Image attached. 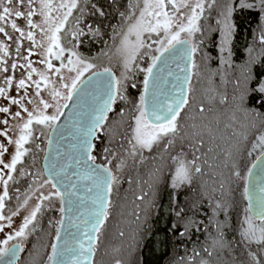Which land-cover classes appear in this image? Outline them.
I'll return each instance as SVG.
<instances>
[{
  "label": "snow or ice",
  "instance_id": "1",
  "mask_svg": "<svg viewBox=\"0 0 264 264\" xmlns=\"http://www.w3.org/2000/svg\"><path fill=\"white\" fill-rule=\"evenodd\" d=\"M244 11L258 12L256 38L264 45V0H125L120 27L112 29L114 42L119 36L117 73L110 66L100 70L98 57L78 50L84 37L102 36L99 26L84 23L89 13L106 15L94 0H0V233L12 229L13 218L28 209L0 240V264H16L24 241L46 211L59 213L48 223L54 242L47 264H95L110 197L120 183L116 173L129 161L152 163L156 166L150 174L158 178L159 165L167 158L175 167L172 187L191 184L195 175L203 174L202 157L213 151L211 146L204 151L205 137L228 141L229 159L242 147L249 156L258 152L247 176L235 164L232 174L245 181L242 195L249 202L237 243L245 246L247 264H264V77H255L253 61L243 65V79L236 80L230 101L219 98L220 105H228L227 112L216 109L211 94L197 103L191 83L201 72L197 54L207 61L209 73L216 74L210 68L213 57L201 53L212 33L219 36L221 65L232 66L234 18ZM17 71L19 76L14 75ZM113 116L119 119L113 121ZM113 123L123 129L121 151L104 147L105 163L98 164L94 141L110 135ZM114 140L110 136L109 145ZM40 152L43 169L33 172L28 160L34 164ZM253 169L260 179L250 191ZM22 180L27 185L23 192ZM13 199L16 207L9 210ZM228 208L226 201H216L213 216H227ZM225 223L215 224L213 251L204 249L209 257L231 247L224 239ZM201 264L209 262L202 259Z\"/></svg>",
  "mask_w": 264,
  "mask_h": 264
},
{
  "label": "trees",
  "instance_id": "2",
  "mask_svg": "<svg viewBox=\"0 0 264 264\" xmlns=\"http://www.w3.org/2000/svg\"><path fill=\"white\" fill-rule=\"evenodd\" d=\"M94 2L102 8L106 15L101 17L98 14L91 15L89 13L84 17V23L91 24L93 27L99 26L102 36L95 39L90 36L84 37L83 44L78 50L86 57H98L95 62L100 66V69L108 65L118 73L120 70V59L114 53L119 42V36H116L114 42L112 29L113 27L117 29L120 27L119 13L125 10V0H116L115 3H111V0H94ZM202 23L204 22L202 21ZM234 23L237 25V31L231 44V67L220 63L218 34H210V42L208 37H205V44L201 46V53L213 57L210 64L213 72L216 73L218 70L229 72L232 94L235 92L236 80L238 78L243 79L241 67L250 60L254 62L251 67L255 77H264V45H261L256 38L259 34L258 12L244 11L238 13L234 18ZM197 35L199 36V34ZM249 49H251V52H249ZM104 52H107L108 56L101 55ZM109 56H111V60H109ZM199 56L202 55L197 54V63L200 59L198 58ZM221 66L223 68L217 69ZM205 70L208 77L210 76L211 78L213 76L214 85L211 88L210 86L204 88L200 77H192L191 83L196 89L197 103L211 94L217 98L216 109L227 112L228 105H220L218 103L220 96L223 95V88H225L224 82L214 79L218 73L217 76L220 80L219 71L215 75H211L207 69ZM137 79L139 80V77ZM210 90L212 91L210 92ZM132 94L135 97L137 95L136 90H132ZM253 103H255V100H253ZM122 107L127 109V106L122 105ZM112 119L115 121L119 118L113 116ZM240 119L244 120V117L241 116ZM259 123L257 121L258 125ZM122 133L123 129L118 128L113 123L110 135H104L100 140L94 141L96 148L93 154L97 156L98 162L105 163L103 148L111 146L108 143L110 136L115 137L111 146L113 150L121 151L118 143L121 142ZM205 141L208 147L212 143L216 146L215 150L209 154L210 157L208 156L215 163L209 166L205 176L195 175L191 184H183L177 188L172 187L170 178L174 175L175 167L171 160L167 158L166 171L162 176L161 182L154 188L156 189L154 193L150 189L153 178L150 173L156 165L146 163L144 166H139L133 165L129 161L127 168L120 173H116L119 176L120 183L118 186H114L110 197L111 205L114 201L129 195L134 203L138 202L137 212L140 215L138 222L134 225H132L130 220V230L137 232V235L134 243L132 242L133 251L129 254L128 261L125 264H201L202 259L207 260L209 264H247L245 246L237 243L239 241L238 231L247 208L246 200L242 195L245 181L232 174V165H236V170H239L242 176H247V171L258 152H254L249 156L242 147L240 153L229 159L227 157L228 141L223 139L209 141L207 137H205ZM41 146L44 148L45 144ZM178 150L176 149V151ZM42 155L43 152L37 154L34 164L26 158L31 171L42 170ZM145 155L150 154L146 153ZM115 162L113 161L114 164ZM221 182L225 184L223 190L220 189ZM13 187L15 186L10 185V194L15 195L12 191ZM19 187L22 192L26 189V184L23 180ZM222 192L226 199H229L230 209H228L227 216L219 214L214 217L209 208V198ZM140 196H144V199H138ZM58 218L59 213L56 211H46L42 217H38L39 226L29 236L28 240L24 241V250L21 252L17 264H47L46 258L50 254L49 246L54 242V229L49 228L48 223L49 219L55 220ZM217 221H226L223 228L224 239L231 247L217 249L209 257L204 252V249L208 248L209 251H213L211 244L213 237L217 235L215 228ZM42 231L44 232L42 249L39 253H34L32 256L33 246Z\"/></svg>",
  "mask_w": 264,
  "mask_h": 264
},
{
  "label": "rangeland",
  "instance_id": "3",
  "mask_svg": "<svg viewBox=\"0 0 264 264\" xmlns=\"http://www.w3.org/2000/svg\"><path fill=\"white\" fill-rule=\"evenodd\" d=\"M20 23H23V22L21 21ZM25 43H27V42H25ZM198 58H200L198 63L201 64V72L203 71V73L201 74V72H200V75H199V77L201 78V82H202L204 88L206 86H210V88H211L214 85L213 84L214 81L212 79L213 76L211 78H210V76L209 77L207 76V72L205 70L206 68L204 67V64L206 63V61H204L202 56H199ZM32 60L37 61V60H39V57L33 56ZM34 66L42 67L41 65H38V64H34ZM221 68H223V67L221 66L217 69H221ZM217 74H216V76H217ZM219 74H220L219 75L220 80L218 79V76L217 77L215 76L214 79L217 81L224 82L225 88H223L224 92H223L222 96H227L229 98V101H230V99L233 95L232 94L233 91H232V88H230L229 72H227L226 70H223V72L219 71ZM14 75L19 76L20 75L19 71L14 73ZM221 77H223V80H221ZM13 94H15V93H13ZM0 103H2V101H0ZM0 140H3V138H0ZM111 146H112V144H111ZM177 147H178L177 149H179V144L177 145ZM207 147L208 146L206 145L204 151H207V149H206ZM211 147L213 148V151L216 148V146H214L213 143H212ZM11 150L12 149L10 148V151ZM209 154L210 153H208L206 157H202V160L199 162L201 167L203 168V174H198L200 177L205 176L206 171L209 168V165L212 166L215 163L214 160L208 158ZM188 157L191 158L190 156H188ZM5 158L7 159V157H5ZM203 159H207L208 163L204 164ZM166 164L167 163L159 165L162 170L158 174V178H156V177L152 178V183H151L152 187L150 189H151V191L153 190L152 191L153 193L156 192V189H154V188H156V186L162 180V176L165 173L166 168H167ZM173 177H174V175L170 178V183H172ZM26 187H27V185H26ZM130 198L131 197L129 195L123 196L122 199L114 201V203L110 206V208H109L110 215L108 217V221L106 222V224L104 225V227L102 229V235L100 237V241L98 243V249H97V252H96L95 257H94L95 264H116V262L118 260L121 262V264L127 263L126 261H128L129 254H131L133 251L132 242L134 243L135 236L137 235V232H132V230H130V226H131L130 220L132 221V225H134L136 222H138V218L140 216L139 213L137 212L138 202L134 203ZM209 199H210L209 200V208L211 210L212 215H213L214 205H215L216 201L220 200V201H226L228 203V200H229V199H226L223 192L219 193V194H214ZM16 204H17V201L15 199H13L11 201V204L8 205V209L9 210L14 209L16 207ZM228 205H229V203H228ZM30 207H31V202H30L29 208ZM228 209H230V208H228ZM27 211H28L27 208L23 209L21 212V215L13 218V220H14L13 228L9 229V228L5 227V232L0 233V240L5 238L6 233L13 231V229L19 225V223L22 220L23 215L27 214ZM220 214H223V213H220ZM215 217H217V216H215ZM121 233H123V235H121ZM43 238H44V232L42 231V233L38 236V239H36V242L33 246L32 256L34 253H39V251H41ZM14 242H16V241H13L12 243H14Z\"/></svg>",
  "mask_w": 264,
  "mask_h": 264
},
{
  "label": "water",
  "instance_id": "4",
  "mask_svg": "<svg viewBox=\"0 0 264 264\" xmlns=\"http://www.w3.org/2000/svg\"><path fill=\"white\" fill-rule=\"evenodd\" d=\"M100 70H102V69H100ZM65 111H67V110H65ZM61 120L63 121V120H64V117H62ZM44 149L47 150V148H46V144H45V146H44ZM96 162H97L98 164H102V163H100V162H98V161H96ZM256 162H257V161L254 159L252 163H256ZM43 165H44V152H43V155H42V158H41V168H42V169H43ZM251 165H252V164H251ZM250 167H251V166H250ZM259 179H260V176L258 175L257 170H256V169H253V175L249 178V188H250V191L255 190V188H256V184H257V182L259 181ZM246 203H247V207H248V206H249V202L246 201ZM14 243H16V242H14ZM20 254H21V252L18 253V257H17L16 264H17L18 261H19Z\"/></svg>",
  "mask_w": 264,
  "mask_h": 264
},
{
  "label": "flooded vegetation",
  "instance_id": "5",
  "mask_svg": "<svg viewBox=\"0 0 264 264\" xmlns=\"http://www.w3.org/2000/svg\"><path fill=\"white\" fill-rule=\"evenodd\" d=\"M254 159H255V158H254ZM254 159H253V160H254ZM251 164H252V163H251ZM250 166H251V165H250Z\"/></svg>",
  "mask_w": 264,
  "mask_h": 264
}]
</instances>
